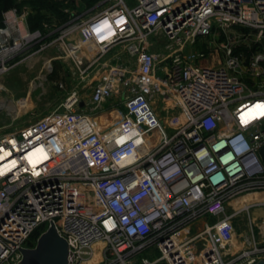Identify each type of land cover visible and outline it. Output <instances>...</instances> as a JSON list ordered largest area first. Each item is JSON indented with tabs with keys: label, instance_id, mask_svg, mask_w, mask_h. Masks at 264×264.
<instances>
[{
	"label": "built area",
	"instance_id": "obj_1",
	"mask_svg": "<svg viewBox=\"0 0 264 264\" xmlns=\"http://www.w3.org/2000/svg\"><path fill=\"white\" fill-rule=\"evenodd\" d=\"M101 6L70 21L54 42L72 52L76 45L65 37L76 34L99 57L125 45L133 65L111 67L92 88L90 105L118 97L121 124L136 134L104 140L110 134L74 93L61 113L0 132V264H20V250L33 248V233L51 223L67 243V264H87L95 244L101 250L93 264H136L155 251L157 259L141 264H236L244 257L256 264L251 253H226L235 227L225 211L233 200L264 193V0H104ZM234 27L246 33L229 36L218 67L198 65L203 52L184 53L214 28ZM154 33L172 53L147 50ZM40 36L27 30L23 14H4L0 81L16 58L33 55L23 54ZM5 91L0 83V119L13 123L24 101L4 99ZM170 104L171 132L159 122ZM203 216L215 221L192 234Z\"/></svg>",
	"mask_w": 264,
	"mask_h": 264
},
{
	"label": "rangeland",
	"instance_id": "obj_2",
	"mask_svg": "<svg viewBox=\"0 0 264 264\" xmlns=\"http://www.w3.org/2000/svg\"><path fill=\"white\" fill-rule=\"evenodd\" d=\"M104 0H9L7 8L0 1V27L3 25L4 14L10 10H16L17 14L24 15V26L29 31L40 33V39L27 49L30 55L27 59L16 58L18 65L6 74L0 81L6 91L3 93L4 99H11L16 102L24 101V108L19 109L17 119L12 123L8 119L1 117L0 132L17 131L29 123H33L42 118V116L51 112H62L61 104L71 95L81 101L88 96L92 88L102 82L108 75L109 69L116 65H127L129 68L133 65L132 60L126 56L125 45H120L110 51L108 54L99 57L96 47L93 44H82L81 50L87 55V58H74L72 52H68L62 41L54 42L59 34L66 28L73 19L85 20L89 14L101 10ZM246 30L240 27H234L228 31L220 28H214L212 35L208 38H200L195 45L187 48L185 54L189 51L203 52L205 58L200 59L197 64L202 67H218V60L224 63L222 55V46L229 36L242 37ZM65 40L81 45L76 34L65 37ZM148 51L157 53L161 56L169 55L166 41L158 33L151 35L145 43ZM40 47L44 49L36 52ZM219 49V50H218ZM62 86V87H60ZM165 112H159L160 123L168 131L175 129L172 116L175 112H170L172 105H165ZM118 112L112 113L106 118H100L99 130L108 132L109 138L118 143L128 137L136 134L132 128L121 124V119L125 114V108L122 105ZM140 133L145 132V128H139ZM112 136V137H111ZM243 198L230 202L226 208L225 216L232 217L235 227L234 246L226 253L229 256L237 257L243 253H251L250 259H255L256 263L264 261V252L255 253L256 250L264 249V206L253 207L248 213L239 212L240 209L250 201H242ZM215 220L210 216H203L192 226V234L202 231L206 223H212ZM204 239V236H201ZM35 240H31L28 246H34ZM197 254L203 249L202 245L197 246ZM227 249V248H226ZM159 257L158 252H146L136 258V264H141V259L153 261ZM243 261H237L236 264H245ZM158 264H166L164 262Z\"/></svg>",
	"mask_w": 264,
	"mask_h": 264
},
{
	"label": "water",
	"instance_id": "obj_3",
	"mask_svg": "<svg viewBox=\"0 0 264 264\" xmlns=\"http://www.w3.org/2000/svg\"><path fill=\"white\" fill-rule=\"evenodd\" d=\"M260 154L264 157V149ZM20 252L22 255L20 264H67L68 262L67 243L59 236L53 223L37 238L33 248L21 249ZM256 264H264V261Z\"/></svg>",
	"mask_w": 264,
	"mask_h": 264
},
{
	"label": "crops",
	"instance_id": "obj_4",
	"mask_svg": "<svg viewBox=\"0 0 264 264\" xmlns=\"http://www.w3.org/2000/svg\"><path fill=\"white\" fill-rule=\"evenodd\" d=\"M91 91H89L88 96H86V98L82 99V102L85 105V107L83 108V112L88 114L91 117V119L93 120V122L96 124V126L99 127L97 121L101 123L100 118L103 119V118L108 117L112 113L118 112L120 110L119 108L122 106V104H121V102H120L118 97H113V98L107 100L99 108L93 109V107H91V105H90ZM55 112L57 113V111H55ZM55 112H51L49 114H52V113H55ZM49 114H46V115L42 116V118H44L45 116H47ZM100 130L104 131L102 128Z\"/></svg>",
	"mask_w": 264,
	"mask_h": 264
},
{
	"label": "bare ground",
	"instance_id": "obj_5",
	"mask_svg": "<svg viewBox=\"0 0 264 264\" xmlns=\"http://www.w3.org/2000/svg\"><path fill=\"white\" fill-rule=\"evenodd\" d=\"M82 43L81 45H76L73 49H72V54L74 55V58L76 59H80V58H84L85 54L83 53V50H81L82 48ZM23 103V102H22ZM25 106V105H24ZM41 149L38 148L36 149L34 152L35 153H38ZM242 201H250L251 203L247 204V205H244L239 212H245V213H248V210L250 208H253V207H260V206H264V193L262 194H253V195H246L244 197H242ZM258 202H260L258 204ZM253 204H256L254 206H252ZM263 226H264V223H263ZM200 236H203V235H200ZM101 245L100 244H95L93 245V254H92V257L91 259L88 261L89 264H93L95 262H97L99 260V253H100V250H101ZM87 263V264H88Z\"/></svg>",
	"mask_w": 264,
	"mask_h": 264
},
{
	"label": "trees",
	"instance_id": "obj_6",
	"mask_svg": "<svg viewBox=\"0 0 264 264\" xmlns=\"http://www.w3.org/2000/svg\"><path fill=\"white\" fill-rule=\"evenodd\" d=\"M4 5V8H7V3H9V0H0ZM3 7H0V12L2 11V9H4ZM43 227L39 228L37 231H35L33 233V235L31 236V240H36V238L40 235L41 231H43Z\"/></svg>",
	"mask_w": 264,
	"mask_h": 264
}]
</instances>
